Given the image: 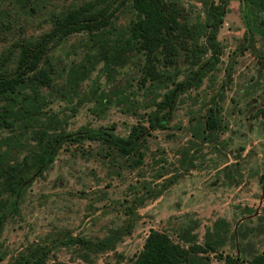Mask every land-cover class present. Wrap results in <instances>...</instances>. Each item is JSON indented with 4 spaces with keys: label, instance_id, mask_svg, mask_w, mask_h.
Wrapping results in <instances>:
<instances>
[{
    "label": "rangeland",
    "instance_id": "rangeland-1",
    "mask_svg": "<svg viewBox=\"0 0 264 264\" xmlns=\"http://www.w3.org/2000/svg\"><path fill=\"white\" fill-rule=\"evenodd\" d=\"M89 1L0 0V60L17 42L47 34L54 15ZM179 1L194 22H204L210 6L224 9L214 70L207 69L211 49L196 66L184 55L172 66L157 63L162 81L145 77L142 53L99 61L103 42L129 37L137 19L131 5L103 35L76 33L52 48V83L36 87L34 126L0 129V167H15L22 187L17 195L0 191L7 255L0 264H130L152 231L186 247L212 240L216 252L198 254L199 264H229L227 257L246 264L264 250V8L250 0ZM173 90V108L161 113L169 114L166 128L151 129L150 115ZM211 108L222 127L199 138L194 127ZM51 118L58 120L52 131L68 139L41 166L34 130ZM141 125L145 156L136 168L134 156L102 141L72 140L101 130L127 138Z\"/></svg>",
    "mask_w": 264,
    "mask_h": 264
},
{
    "label": "trees",
    "instance_id": "trees-1",
    "mask_svg": "<svg viewBox=\"0 0 264 264\" xmlns=\"http://www.w3.org/2000/svg\"><path fill=\"white\" fill-rule=\"evenodd\" d=\"M250 1L264 8V0ZM129 5L137 15V19L128 29L129 37L109 43L103 42L99 61L124 63L132 53H142L145 55V77L162 81L165 75L160 72L157 63L172 66L184 55L186 61L196 66L211 49L213 54L207 69L216 68L219 62L217 32L223 23V8L210 6V9L206 10V20L202 22L199 18L194 22L190 18L189 10L179 0H92L61 15H54L53 28L47 34L37 39H23L17 42L0 60V100L5 101V105L0 106V129L14 130L16 122L20 121L27 130L34 126L33 117L40 112L39 106H36L40 97L36 87L50 86L52 83L54 70L49 53L58 42L76 33L88 32L93 37H97V34L103 35L105 30L113 25V19L118 13ZM202 39L206 41L202 43ZM13 61L16 67L11 73L9 70ZM86 71L84 68L83 72ZM29 88L32 89L31 94L27 93ZM176 96L177 91L173 90L158 104L160 113L149 117L151 129L166 128L169 114L161 113L173 108ZM15 106H18L17 109ZM209 111L206 122L194 127L199 138H203L206 132L209 134L204 138H209L210 134L222 127L217 119V109L211 108ZM57 123L58 120L51 118L47 123H39L38 131L34 130L33 139L40 148L37 161L41 166L52 163L56 145L68 139L67 134H56L52 131ZM145 131L147 129L144 125L134 127L127 138L115 136L108 130L92 131L84 136L76 135L72 140L102 141L124 156H134L132 167L136 168L143 163L145 156L140 149V139ZM8 140L13 142L14 138ZM17 178L15 167H0L1 193L20 194L22 187ZM2 204L0 201V206ZM214 236L215 232L211 237ZM216 247L212 240L207 241L204 246L192 244L186 247L174 242L165 233L152 231L142 251L130 264H199L201 262H198L197 255L215 253ZM36 251L44 252L43 249ZM6 256L0 246V262L4 261ZM226 259L229 264H235L234 259ZM246 264H264V250L246 261Z\"/></svg>",
    "mask_w": 264,
    "mask_h": 264
}]
</instances>
